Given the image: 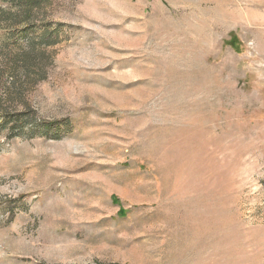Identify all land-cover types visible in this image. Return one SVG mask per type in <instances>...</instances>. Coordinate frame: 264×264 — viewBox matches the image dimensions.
<instances>
[{
    "label": "rangeland",
    "instance_id": "1",
    "mask_svg": "<svg viewBox=\"0 0 264 264\" xmlns=\"http://www.w3.org/2000/svg\"><path fill=\"white\" fill-rule=\"evenodd\" d=\"M0 264H264V0H0Z\"/></svg>",
    "mask_w": 264,
    "mask_h": 264
}]
</instances>
